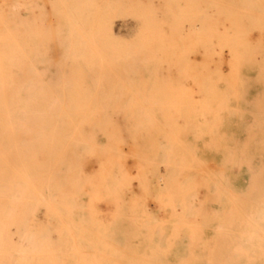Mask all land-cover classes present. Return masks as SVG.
I'll use <instances>...</instances> for the list:
<instances>
[{"label":"rangeland","instance_id":"1","mask_svg":"<svg viewBox=\"0 0 264 264\" xmlns=\"http://www.w3.org/2000/svg\"><path fill=\"white\" fill-rule=\"evenodd\" d=\"M0 188V264H264V0H0Z\"/></svg>","mask_w":264,"mask_h":264},{"label":"bare ground","instance_id":"2","mask_svg":"<svg viewBox=\"0 0 264 264\" xmlns=\"http://www.w3.org/2000/svg\"><path fill=\"white\" fill-rule=\"evenodd\" d=\"M15 121V120H14ZM27 121V120H26ZM9 123V122H8ZM24 177L26 178V180L28 179V177H29V175L27 174V172H25L24 173ZM29 180H27V182H28ZM0 190H1V188H0ZM43 201L45 202V201H50L46 196H44L43 195ZM51 206V205H50ZM52 207V206H51ZM24 216V215H23ZM47 227H49V226H47ZM49 231H51V230H49ZM47 233V232H46ZM45 236L46 235H43V238H45ZM30 243H31V241H30ZM33 243V242H32ZM36 244H38V243H36ZM30 246H31V244H30ZM53 246H54V244H53ZM27 247H29L28 245H27ZM31 249V248H30ZM58 257L60 256V255H57Z\"/></svg>","mask_w":264,"mask_h":264}]
</instances>
